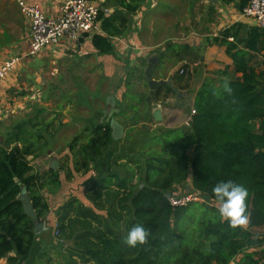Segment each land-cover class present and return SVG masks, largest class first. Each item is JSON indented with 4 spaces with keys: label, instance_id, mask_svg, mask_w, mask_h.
Segmentation results:
<instances>
[{
    "label": "trees",
    "instance_id": "obj_1",
    "mask_svg": "<svg viewBox=\"0 0 264 264\" xmlns=\"http://www.w3.org/2000/svg\"><path fill=\"white\" fill-rule=\"evenodd\" d=\"M144 1L120 0V5L127 15H134ZM116 20V16H99L101 32L93 35L92 44L100 54H113V39L127 29V18L120 19V25ZM223 36L222 44L228 45L237 70L244 73L243 82H232L220 94L205 83L197 91L196 113L182 138L168 141L174 131L164 130L139 155L119 154L114 171L103 172L100 166L114 143L110 120H92L69 143L70 154L64 159L72 161V168L67 165L43 175L33 172L29 158L45 153L53 137L56 120L44 116L47 108L36 104L34 118L24 119L5 135L0 144V261L17 264L37 240L34 220L24 213L18 199L24 186L42 220L49 204L41 191L59 189L61 171L67 180L74 173L95 171L98 175L86 187L93 208L70 198L58 210L57 239L73 240L67 264H231L237 259L238 264H264V80H257V74L238 64L232 54L227 39L238 38L234 27ZM246 45L264 51V30L251 29ZM165 88L167 99L174 89ZM132 133H137L136 128L128 130V146L136 142ZM190 171L194 191L210 202L219 203L212 189L220 181L232 180L246 187L248 227H232L208 202H194L200 205L198 227H183V216L194 203L174 208L168 197L187 183ZM137 225L150 235L146 243L130 247L126 237ZM12 252L17 256L10 257Z\"/></svg>",
    "mask_w": 264,
    "mask_h": 264
},
{
    "label": "crops",
    "instance_id": "obj_2",
    "mask_svg": "<svg viewBox=\"0 0 264 264\" xmlns=\"http://www.w3.org/2000/svg\"><path fill=\"white\" fill-rule=\"evenodd\" d=\"M26 1L31 5L42 8L44 13L51 18L60 15V9L64 2V0ZM99 2L109 10L108 16L118 17V20H116L118 25L121 24L120 19L127 18V29L122 37L113 39L114 51L111 55H103L97 52L92 44L93 36L91 38L86 36L79 43L81 47L80 57L84 59L90 57L89 60H91V57L93 59H103L105 68L108 71L107 77L115 80L124 78L130 83L131 87L132 82L128 79H132L131 77L134 76L138 77L139 72L136 70L138 66L135 64L132 66V63H130V57L131 59H142L141 62L145 65L141 78L143 77L147 82L144 71L148 66V61L151 57L158 56L164 66L160 69L156 68L154 78L157 80L171 79L174 92L167 99L165 97L164 99L172 101V97H174L173 99L178 100L175 105L172 104L173 107L171 106L168 109L170 115L176 111L181 114V109L185 106L188 108L187 97L191 98L192 107H194L197 91L207 82L219 94L228 88L232 82H243V71L237 70L239 65L236 64L235 57L228 54V45L222 44L224 32L233 27L238 38L229 37L227 39L233 46L232 54L238 57V64L246 65L249 71H254L257 74V80H264V51L250 49L246 45L250 30L260 28L254 18L245 15L249 0H145L141 4L140 10L134 15L126 14V11L120 5V0H99ZM29 36L30 23L26 17H22L17 0H0V66L5 61L15 57H23L19 66L22 67L27 63L29 58L26 59L24 54H17L16 52L28 49ZM216 39L219 41H216ZM122 42L124 46L121 45ZM126 44L127 46H125ZM132 45L135 47L132 48ZM70 47L76 49L78 46L63 41L60 45L45 52L62 57L63 52ZM123 55L127 59L122 58ZM175 76L177 79L173 80ZM10 78L11 76L7 77L0 84V100L5 89L11 87L9 83H12V80ZM178 79L184 87L183 90L177 85ZM35 88H37L36 84L33 88L24 89L20 95L22 98L21 105L11 103L7 106L5 119L8 122H6V125L9 130L4 132L3 138L24 120L19 121V118L16 117L18 113L31 116L36 109L35 101L45 97L44 92L35 90ZM157 90L155 91L157 92ZM157 101L160 102V100ZM129 107L128 110L130 111ZM116 108L120 109V114L116 115L115 119L124 127L120 118L125 116V111L118 105L117 98ZM136 108L137 106H134L133 110ZM161 114L164 121L168 120L166 127L174 128L176 121L170 119V116H167L169 114L165 115V110ZM190 120L192 121V115L187 119L191 124ZM104 121L108 122L109 120ZM258 125L259 122H257V127ZM188 127L190 128V125ZM118 144L119 142L114 140V143L110 146L109 150L113 151L111 155H115L120 151ZM69 154L68 148L61 155H58L57 150L49 149L38 158L33 159L31 156L29 159L34 168L33 172L43 175L51 170L50 164L55 158L59 160L60 168L67 165L72 168V161L65 162L63 160V157L66 158ZM113 162V157L108 156L106 158L104 156L100 163L102 171L111 172V169L114 168ZM65 174L64 171L60 172L61 186L59 189L51 191L45 188L41 191L49 204V212L42 219L47 224L48 230L36 235L37 240L33 249L27 256L21 257L17 264H67L69 248L73 247V240L59 241L57 239L58 210L70 198H77L86 207L93 208V204L87 198L86 187L90 180L98 174L95 171L86 174L74 173V177L70 180H67ZM192 191L194 189L192 187V172L190 171L187 183L183 187H177L171 194L178 195ZM215 204L219 208V203ZM242 227L247 228L248 223ZM16 256L15 252L10 254V257ZM239 261L240 259H237L231 264H238ZM1 263L9 264L8 259L1 260Z\"/></svg>",
    "mask_w": 264,
    "mask_h": 264
},
{
    "label": "rangeland",
    "instance_id": "obj_3",
    "mask_svg": "<svg viewBox=\"0 0 264 264\" xmlns=\"http://www.w3.org/2000/svg\"><path fill=\"white\" fill-rule=\"evenodd\" d=\"M23 16L22 14V17ZM98 32L100 33V31ZM98 32L94 34H99ZM88 38H91V36ZM121 45L124 46V43L122 42ZM125 46H127V44ZM132 46V48L135 47L134 45ZM80 48L79 45L76 49L70 47L63 52L62 57L49 52H44L36 57H28L29 59L26 58L28 59L27 63L22 65V67L19 66L8 76V78L11 76L10 80H12V83H9L11 87L10 89H5L4 95L1 96L0 100V144L4 142V132L9 130L6 125L8 122L5 119L7 115V106L11 103L21 105L22 98L20 95L25 88H33L35 84L37 86L35 90H40L42 93H45V97L35 101V104L45 106L47 112L44 116L46 117L49 115L52 120H56L54 121L52 130L53 137L52 139L49 137V146L45 148V153L49 151V149H53L57 150L58 155H61L67 149L69 143H71L76 136L80 135L92 120H94L95 123L106 120L104 119V114L107 107H109L106 103V99L108 96H112V94L117 98L120 108L125 111V116L120 119L125 127L126 136L118 140L120 151L115 155H111L113 151L109 150L104 155L106 158L111 156L114 161L119 154H123L126 151H130L134 155H139L141 148L153 137L160 135L164 130L174 131V133L168 137V141H176L183 137L185 132L189 129L185 123L189 116H191L193 109H195V106L192 107L193 102L190 97L186 98L188 108L185 106L181 109V114L176 111L170 115L168 109H170L171 106L173 107L178 100L173 99V95L170 96L172 97V101L165 100L164 97L167 93L166 88L163 89L164 91L160 92H158V90L157 92L150 90L148 83L143 77L141 78L142 70L145 65L142 64V59H131L130 57L132 66H134V64L138 66L136 70L139 72V76L128 79V81L130 80L132 82L129 88L126 85V79L121 78L120 80H115L111 77H107L108 71L105 68L103 59H93V57H91V60H89L90 57H86V59L80 57ZM16 53L26 55L27 48L24 51H17ZM122 58L127 59L124 55ZM162 66L164 65L160 61L157 69L162 68ZM176 79V76L173 77V80ZM177 85L182 90L184 89L179 79ZM157 100H160V102ZM129 105L137 106V108L129 111ZM62 107L63 109H60ZM156 110H160L162 113L163 110H165V115L169 114L167 116H170V119L172 118V120L176 121L174 128H168L158 124V122L154 120V112ZM35 113L36 112H33L31 116L18 113L16 117L19 118V121L21 119L32 120ZM130 128H136L137 133L131 134L136 139V142L128 146V143L131 142L126 141V139ZM152 142L155 143V140ZM189 154L190 156L192 155L191 152ZM63 160L67 162L64 157ZM125 161L126 160H121V162ZM114 169L115 168H112L111 170L114 171ZM207 202L210 206H217L212 201L210 202L207 200ZM199 210L200 205L198 203L191 204L188 207L181 221L183 227L189 226L191 229L195 226L198 227L200 221Z\"/></svg>",
    "mask_w": 264,
    "mask_h": 264
},
{
    "label": "built area",
    "instance_id": "obj_4",
    "mask_svg": "<svg viewBox=\"0 0 264 264\" xmlns=\"http://www.w3.org/2000/svg\"><path fill=\"white\" fill-rule=\"evenodd\" d=\"M17 3L30 23L28 49L24 58L39 56L63 41L78 46L86 36H93L94 33L100 31L98 19L101 13L109 14V10L104 8L99 1L92 0H64L60 15L56 18L48 17L42 8L31 5L26 0H17ZM245 15L254 18L259 27L264 30V0H249ZM22 59L23 57H15L0 66V84L17 69ZM195 113L196 111L193 110L191 115ZM186 125L189 126L190 122L187 121ZM168 198L174 208L186 207L194 202H207L201 193L195 191L178 195L171 194ZM56 235H58L57 228ZM0 264H2L1 261Z\"/></svg>",
    "mask_w": 264,
    "mask_h": 264
},
{
    "label": "clouds",
    "instance_id": "obj_5",
    "mask_svg": "<svg viewBox=\"0 0 264 264\" xmlns=\"http://www.w3.org/2000/svg\"><path fill=\"white\" fill-rule=\"evenodd\" d=\"M219 202L217 212L221 219L232 227L244 226L248 223L247 200L249 192L242 184L232 180L220 181L212 189ZM150 233L142 225H137L128 231L126 243L130 247L146 243Z\"/></svg>",
    "mask_w": 264,
    "mask_h": 264
},
{
    "label": "water",
    "instance_id": "obj_6",
    "mask_svg": "<svg viewBox=\"0 0 264 264\" xmlns=\"http://www.w3.org/2000/svg\"><path fill=\"white\" fill-rule=\"evenodd\" d=\"M160 63V59L158 56H153L148 61V66L146 67L144 71V76L148 82V86L152 91H155L159 89L160 87L169 86L170 88H173V83L171 79L167 80H157L154 78V73L157 68V66ZM107 105L111 106V110L114 109L116 106V98L114 96H110L106 99ZM109 110V111H111ZM114 110L112 112H108V116L110 119V125L112 128V137L115 141L121 140L124 137V127L113 117ZM154 117L156 120H161V111L156 110L154 112ZM59 160L55 158L52 160L50 164L51 170H59ZM17 183H20L18 179H16ZM18 199L23 204L24 213L28 215L32 220H34V233L36 235H40L42 231H47L48 227L47 224L38 218L37 213L34 209L31 196L29 194L28 188L24 186L22 188V191L18 197Z\"/></svg>",
    "mask_w": 264,
    "mask_h": 264
},
{
    "label": "flooded vegetation",
    "instance_id": "obj_7",
    "mask_svg": "<svg viewBox=\"0 0 264 264\" xmlns=\"http://www.w3.org/2000/svg\"><path fill=\"white\" fill-rule=\"evenodd\" d=\"M109 110H111V106L108 107V110L106 111V113L104 115V119H106V120L110 119L109 116H108V112H112L114 110V113H113V117L114 118L116 117V115L120 114V109H117L116 106L114 107L113 110H111V111H109ZM154 120L156 122H158V124H161V125H164V126H166V123L168 121V120L164 121V117L162 115H161V120H156L155 117H154ZM125 132H126V130L124 131V136H125Z\"/></svg>",
    "mask_w": 264,
    "mask_h": 264
}]
</instances>
